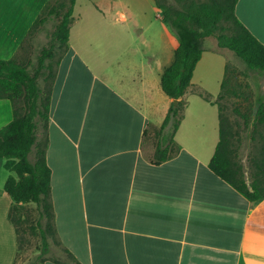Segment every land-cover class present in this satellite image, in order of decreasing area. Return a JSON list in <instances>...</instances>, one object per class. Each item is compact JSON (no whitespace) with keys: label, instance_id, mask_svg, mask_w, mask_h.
I'll return each instance as SVG.
<instances>
[{"label":"crops","instance_id":"obj_1","mask_svg":"<svg viewBox=\"0 0 264 264\" xmlns=\"http://www.w3.org/2000/svg\"><path fill=\"white\" fill-rule=\"evenodd\" d=\"M47 1L0 0V59L17 53ZM234 13L264 44V0H237ZM116 22L128 25L111 29ZM164 24L153 0H76L46 129L57 238L80 264H264V197L249 201L208 166L226 62L219 86L203 89L195 77L201 55L170 156L154 163L172 102L160 78L179 44ZM12 110L0 98V129ZM7 177H0V264H14L17 252Z\"/></svg>","mask_w":264,"mask_h":264},{"label":"trees","instance_id":"obj_2","mask_svg":"<svg viewBox=\"0 0 264 264\" xmlns=\"http://www.w3.org/2000/svg\"><path fill=\"white\" fill-rule=\"evenodd\" d=\"M153 1L162 13V20L172 26L179 41L171 64L165 68L160 78L163 92L177 102L170 103L157 133L154 154V163L157 164L170 156L173 137L183 117V95L191 84L194 68L202 52L205 50L220 52L217 49L205 48L204 39L214 36L219 49L234 52L249 69L259 74H264V44L258 41L235 16L234 8L237 0ZM75 3L76 0H48L32 23L23 42L35 28L49 21H55L53 30L49 34L50 47H42L35 72L31 73L25 65L16 61V54L8 59H0V98L9 99L13 108L12 120L0 129V159L5 160L4 169L11 172L4 182V190L14 201L8 212V218L16 234V255L20 247L19 234L11 211L26 204H34L38 213L36 224L39 226L41 238L40 253L36 257L41 261L51 260L56 264L80 263L67 248L61 245L56 235L50 194L51 170L45 159L50 87L44 90L40 86L38 74L40 68L44 66L52 70L50 60L54 48H58L62 53L56 64L65 54ZM46 58L50 60L44 65ZM54 76L55 71H52L43 79L51 78L52 81ZM226 77L227 64L220 93L225 88ZM199 94L210 101L206 93ZM16 101H21L19 107L15 106ZM218 111L219 140L208 166L214 174L230 184L246 199L256 202L264 197V149L257 159L255 156L251 160L254 171L251 169L248 183L244 172L232 159L230 132L219 108ZM255 115L258 123L264 122V96L257 101ZM40 124L44 130L43 142H40L38 137ZM30 154L33 155L32 160L29 158ZM54 247H60L59 250L64 253L61 258L45 256ZM29 264L35 262L30 261Z\"/></svg>","mask_w":264,"mask_h":264},{"label":"rangeland","instance_id":"obj_3","mask_svg":"<svg viewBox=\"0 0 264 264\" xmlns=\"http://www.w3.org/2000/svg\"><path fill=\"white\" fill-rule=\"evenodd\" d=\"M84 1V0H83ZM173 2V0H166ZM199 2H209L211 0H197ZM83 5L80 6V10ZM55 21H49L44 25L35 28L27 39L22 43L21 47L15 55L16 61L25 65L31 73L38 68V56L41 54L42 47H50V32L53 30ZM93 21H90L89 29H92ZM111 29H124L128 23L116 22L115 25L110 23ZM78 24L75 25V28ZM167 31L174 32V29L169 24H164ZM220 32V31H217ZM225 32V31H224ZM227 32V31H226ZM203 45L205 48L218 50L213 52L205 50L202 54V59L195 69V77L206 83L203 89L212 90L219 86V81L223 77L225 62L227 64V77L225 88L220 95L214 100L217 104L224 122L230 132V149L232 159L244 172L247 182H250V171L252 167L251 160L256 156V159L261 155L264 149V122L258 123L255 118L256 99L264 96V74H259L247 67V65L228 49H219L217 40L214 36L204 39ZM61 50L53 49L51 60L46 58L44 65L51 62L52 70L48 67L40 68L38 74V83L47 90L51 84V78L43 79L49 72L55 71L56 60L60 57ZM21 101H16L15 106L19 107ZM38 137L40 142L44 140V130L40 124L38 127ZM30 160L33 155H29ZM252 167V168H251ZM11 174L0 166V177H6ZM12 219L16 222L19 234V251L16 255L15 264H29L30 261L35 264H44L46 261H41L36 256L40 253L41 238L39 226L36 222L38 213L34 204H26L20 208H13L11 211ZM60 247L51 248L50 253L45 256H57L58 258L64 255Z\"/></svg>","mask_w":264,"mask_h":264},{"label":"water","instance_id":"obj_4","mask_svg":"<svg viewBox=\"0 0 264 264\" xmlns=\"http://www.w3.org/2000/svg\"><path fill=\"white\" fill-rule=\"evenodd\" d=\"M172 101H173L174 103H176V102H177V100H176V99H173Z\"/></svg>","mask_w":264,"mask_h":264}]
</instances>
